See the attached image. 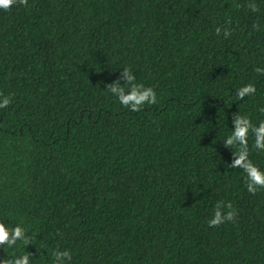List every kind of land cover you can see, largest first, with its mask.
<instances>
[{"label": "trees", "instance_id": "16d2710c", "mask_svg": "<svg viewBox=\"0 0 264 264\" xmlns=\"http://www.w3.org/2000/svg\"><path fill=\"white\" fill-rule=\"evenodd\" d=\"M257 67L264 0L0 9V222L27 239L0 245V260L264 264V188L247 190L238 146L224 142L237 114L264 120ZM124 68L155 104L132 112L108 91L128 89ZM247 83L255 93L238 97ZM253 144L250 132L248 157L264 169ZM217 210L234 219L209 226Z\"/></svg>", "mask_w": 264, "mask_h": 264}, {"label": "clouds", "instance_id": "9594fccd", "mask_svg": "<svg viewBox=\"0 0 264 264\" xmlns=\"http://www.w3.org/2000/svg\"><path fill=\"white\" fill-rule=\"evenodd\" d=\"M17 0H0V9L8 10L11 8ZM21 3L25 0H20ZM255 10V9H253ZM217 34H219L220 29H216ZM225 36L228 32L225 31ZM256 71L258 73L264 74V68L257 67ZM124 78L129 84L127 90L120 87L119 84H110L108 86V91L115 95L120 104L130 108L132 112L140 110L141 106L144 104H155L157 101L156 92L152 87L144 86L142 84L131 83L134 79L133 74L127 68H124ZM255 85L252 83H247L237 89V95L243 98L245 94H254ZM10 103L8 97L0 98V108L6 107ZM259 111L264 112V108L259 109ZM234 129L231 131L230 135L224 140L225 144L232 146H238V152L236 153V159L232 162L233 167H240L244 170L247 176V190L251 193L256 192L259 188H264V169H261L258 165L254 164L248 157V136L251 132L254 136L253 147L257 150H264V120H260L257 124H253L247 115L237 114L233 120ZM229 209L230 205L227 206ZM235 212L229 210L227 212H221L217 210L212 218L208 221L209 226H215L224 223L226 220H233ZM11 233V235H10ZM27 243V239L24 236V229L19 225L9 227L3 222H0V245H7L12 247L16 245L17 239ZM68 256L69 253L65 251L64 253H57V258L54 264H62L60 256ZM0 264H28V254H23L21 256L15 257L8 260H0Z\"/></svg>", "mask_w": 264, "mask_h": 264}]
</instances>
